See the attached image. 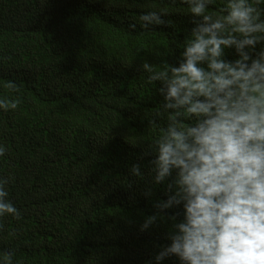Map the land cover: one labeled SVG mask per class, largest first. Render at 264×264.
<instances>
[{
  "label": "trees",
  "instance_id": "trees-1",
  "mask_svg": "<svg viewBox=\"0 0 264 264\" xmlns=\"http://www.w3.org/2000/svg\"><path fill=\"white\" fill-rule=\"evenodd\" d=\"M153 11L164 24L144 29ZM193 19L183 0H0V99L19 101L0 109V178L20 213L0 217V264L9 251L11 264H155L183 208L154 207L170 194L150 163L168 113L142 65L178 66ZM238 58L225 49L224 60Z\"/></svg>",
  "mask_w": 264,
  "mask_h": 264
},
{
  "label": "clouds",
  "instance_id": "clouds-1",
  "mask_svg": "<svg viewBox=\"0 0 264 264\" xmlns=\"http://www.w3.org/2000/svg\"><path fill=\"white\" fill-rule=\"evenodd\" d=\"M183 2L195 26L178 66L156 71L153 65H142L150 73L149 82L161 83L162 109L168 113L166 127L150 120L161 132L150 145L155 155L152 183L171 178L167 200L154 207L160 212L183 208L180 222L169 217L174 222L170 244L154 261L175 256L180 264H264V49L252 56L264 42L260 0H227L216 15L206 12L212 0ZM140 21L144 29L164 24L155 11ZM228 48L239 58L224 60ZM5 87L17 90L12 82ZM18 103L0 99V109H16ZM5 151L0 146V156ZM130 172L141 176L139 165ZM7 183L0 178V217L18 219L19 211L6 199ZM157 218L147 217L140 230ZM3 255L5 264H11L13 253Z\"/></svg>",
  "mask_w": 264,
  "mask_h": 264
}]
</instances>
